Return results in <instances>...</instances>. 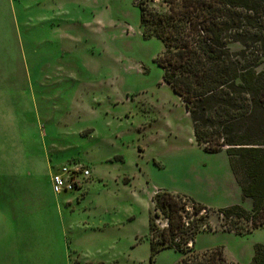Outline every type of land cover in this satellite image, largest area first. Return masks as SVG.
Returning a JSON list of instances; mask_svg holds the SVG:
<instances>
[{"label":"rangeland","instance_id":"1","mask_svg":"<svg viewBox=\"0 0 264 264\" xmlns=\"http://www.w3.org/2000/svg\"><path fill=\"white\" fill-rule=\"evenodd\" d=\"M8 3L0 10V264H178L183 254L173 249L151 263L157 192L213 211L246 208L227 154L196 143L157 63L164 45L145 37L136 0ZM74 163L90 176L56 194L53 174ZM207 221L198 252L222 248L230 263L251 264L264 245V228L235 235L218 213Z\"/></svg>","mask_w":264,"mask_h":264},{"label":"trees","instance_id":"2","mask_svg":"<svg viewBox=\"0 0 264 264\" xmlns=\"http://www.w3.org/2000/svg\"><path fill=\"white\" fill-rule=\"evenodd\" d=\"M136 0L145 37L164 45L157 63L164 82L181 99L196 143L209 154L225 152L243 198L252 209L234 205L218 211L167 191L153 198L149 217L151 263L173 249L178 264H232L222 248L198 252L196 236L216 212L229 221L264 228V0ZM196 217L187 222L189 210ZM163 218L167 226H158ZM211 228V227H210ZM141 240V239H140ZM251 264H264V245Z\"/></svg>","mask_w":264,"mask_h":264},{"label":"built area","instance_id":"3","mask_svg":"<svg viewBox=\"0 0 264 264\" xmlns=\"http://www.w3.org/2000/svg\"><path fill=\"white\" fill-rule=\"evenodd\" d=\"M90 176V170L83 165L70 164L62 166L52 176L53 189L56 194L73 192L81 189L80 178Z\"/></svg>","mask_w":264,"mask_h":264},{"label":"crops","instance_id":"4","mask_svg":"<svg viewBox=\"0 0 264 264\" xmlns=\"http://www.w3.org/2000/svg\"><path fill=\"white\" fill-rule=\"evenodd\" d=\"M6 8H9V3H8V0H0V10H5ZM48 11H50L51 13L50 14H48L47 16H45L44 18H41V20H47L46 22L48 23V21H49V18L51 19V20H53V3H51V5L48 7V10H47V12ZM53 32V31H52ZM221 153H225V152H221ZM220 154V153H219ZM228 156V155H227ZM228 159H229V157H228ZM229 164H230V159H229ZM230 167H231V165H230ZM231 171H232V169H231ZM232 174H233V172H232ZM233 177H234V179H235V183L233 182V185H234V187L237 185V189H236V191H237V193L240 195V193L238 192V189H240V192H241V196H242V199H243V201H245L247 204V206H246V210H251L252 209V201L251 200H249V199H244L243 198V194H242V190H241V188H240V186H239V184L237 183V181H236V178H235V176H234V174H233ZM260 229H262V228H260ZM260 229H257V230H254V231H252L251 233H254V232H256V231H258V230H260ZM231 232H233L235 235H238L235 231H231ZM250 233V234H251Z\"/></svg>","mask_w":264,"mask_h":264}]
</instances>
